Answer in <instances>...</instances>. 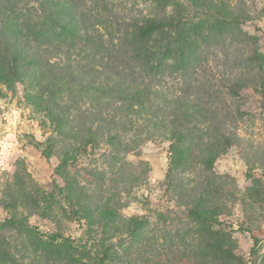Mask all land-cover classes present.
I'll return each instance as SVG.
<instances>
[{"label": "trees", "instance_id": "obj_1", "mask_svg": "<svg viewBox=\"0 0 264 264\" xmlns=\"http://www.w3.org/2000/svg\"><path fill=\"white\" fill-rule=\"evenodd\" d=\"M250 19L229 0H0V98L22 87L47 133L32 143L59 162L50 189L22 161L2 186L0 264H259L255 237L248 259L233 252L226 218L264 213V153L247 156L243 192L214 167L252 145L240 92L264 87V56ZM149 142L168 147L167 206L126 216L150 172L128 157Z\"/></svg>", "mask_w": 264, "mask_h": 264}, {"label": "rangeland", "instance_id": "obj_2", "mask_svg": "<svg viewBox=\"0 0 264 264\" xmlns=\"http://www.w3.org/2000/svg\"><path fill=\"white\" fill-rule=\"evenodd\" d=\"M229 2L237 10L245 11L251 16L243 29L251 37L249 40L253 45L251 48L259 49L264 56V0H229ZM262 77L264 81V72ZM240 94L243 100L239 105L248 113L244 118L245 127L241 134L244 138L250 139L252 145L248 142L243 144V148L231 149L216 160L214 167L220 174H227L233 178L243 192L250 184L245 173L248 166L247 156H253L250 160L254 162L258 158L257 152L264 153V87L259 91L254 88L242 89ZM46 136L47 133L39 126L38 118H35L23 100L22 87H18L15 94L9 93L7 97L0 98V191L2 186L11 180L19 161L24 163L27 172L42 188H51L54 169L59 162L56 158L44 159L32 143V140L42 142ZM167 148L166 143L149 142L140 149L138 157L134 155L128 157L132 162L141 161L147 164L150 172L148 184L134 192L136 199L123 211L124 215H143L148 213L146 210L162 211L167 206L162 187L168 168ZM89 160L82 159L86 166ZM255 176L264 180V169L256 170ZM261 212L255 223L246 222L238 208L233 210L232 216L226 218V221L234 227L233 232L229 233L233 252L248 259L255 237L258 240L256 250L259 254V264L264 260V213ZM5 216L0 208V219ZM29 222L41 232L54 230L52 222L37 215L31 216ZM72 227L74 229L75 226Z\"/></svg>", "mask_w": 264, "mask_h": 264}]
</instances>
